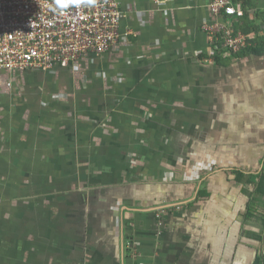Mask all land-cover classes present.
Returning <instances> with one entry per match:
<instances>
[{
    "label": "crops",
    "instance_id": "0c3cea01",
    "mask_svg": "<svg viewBox=\"0 0 264 264\" xmlns=\"http://www.w3.org/2000/svg\"><path fill=\"white\" fill-rule=\"evenodd\" d=\"M117 1L104 54L0 70V264H256L264 55L214 52L211 0Z\"/></svg>",
    "mask_w": 264,
    "mask_h": 264
},
{
    "label": "built area",
    "instance_id": "2783aa9c",
    "mask_svg": "<svg viewBox=\"0 0 264 264\" xmlns=\"http://www.w3.org/2000/svg\"><path fill=\"white\" fill-rule=\"evenodd\" d=\"M207 7L214 20L202 31L216 54L237 55L250 45L254 37L231 22L244 15L239 5L211 0ZM123 17L117 0H0V70L77 69L80 59L120 43Z\"/></svg>",
    "mask_w": 264,
    "mask_h": 264
},
{
    "label": "trees",
    "instance_id": "16d2710c",
    "mask_svg": "<svg viewBox=\"0 0 264 264\" xmlns=\"http://www.w3.org/2000/svg\"><path fill=\"white\" fill-rule=\"evenodd\" d=\"M232 2L234 5L240 3L241 8L244 10V15L241 18L231 19L235 32L241 31L243 34H248L253 31L256 34V39L254 37L250 45L240 51V53L248 52L255 55H264V12L256 14V11H253L254 20H251L249 18V13L253 8L251 0H232ZM255 20H260L261 22L257 24ZM234 174L236 176V182L242 185L243 192H245L250 199L246 218L255 219L264 225V214H261L263 215L261 216L258 214L260 212L256 209L258 206H263L264 203V167L258 174H245L240 171H236ZM255 238L259 242L263 240L261 236H256ZM256 264H264V257H259Z\"/></svg>",
    "mask_w": 264,
    "mask_h": 264
}]
</instances>
